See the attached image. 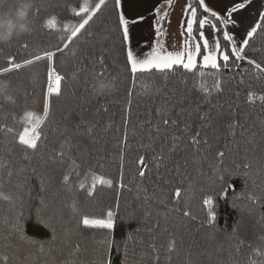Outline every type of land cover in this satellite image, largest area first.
Masks as SVG:
<instances>
[{
	"label": "trees",
	"instance_id": "16d2710c",
	"mask_svg": "<svg viewBox=\"0 0 264 264\" xmlns=\"http://www.w3.org/2000/svg\"><path fill=\"white\" fill-rule=\"evenodd\" d=\"M95 2L33 0L31 33L0 45V69L9 56L19 62L62 47L82 19L72 9ZM14 5L15 0H0V12ZM112 5L113 0H107V7L68 49L58 53L54 66L65 78L63 94L53 98L50 117L39 129L46 139L36 152L25 153L16 142V133L29 126L21 123L25 112L43 115L47 62L0 77V85L7 90L0 88V181L5 193L20 197L12 210L0 201V264H264V102L258 99L264 95V74L241 62L239 68L219 72L198 68L195 73L178 70L167 77L145 75L133 86L119 34L112 30ZM51 16L57 18V28L45 29L43 21ZM166 24L167 20L162 21ZM246 51L248 58L264 66V32L257 33ZM101 55L105 58L102 78L97 76ZM101 79L110 85L103 94H99ZM129 91L133 95L128 140L119 144ZM249 92L257 99L249 102ZM6 95L15 102L6 100ZM204 114L207 118L201 120ZM163 117L176 120V125H163ZM231 123L237 124L234 135L229 131ZM9 127L12 133L6 131ZM196 133L199 145L192 144ZM6 137H10L8 142ZM62 145L63 158L57 156ZM219 151L225 153L223 158L216 155ZM121 155L126 188L97 184L89 198L91 174L115 182ZM140 156L148 165L144 177L138 175ZM65 174L70 177L67 184L62 181ZM176 188L181 189L179 201ZM207 195L213 196L215 221L211 225L209 209L203 205ZM73 203L78 215L72 212ZM107 210L114 212L111 232L78 224L83 215L106 218ZM185 210L190 217L183 216ZM17 212L23 215L24 240L17 235L8 238L2 223ZM170 235L176 241L172 253L167 251Z\"/></svg>",
	"mask_w": 264,
	"mask_h": 264
},
{
	"label": "snow or ice",
	"instance_id": "6c2138e0",
	"mask_svg": "<svg viewBox=\"0 0 264 264\" xmlns=\"http://www.w3.org/2000/svg\"><path fill=\"white\" fill-rule=\"evenodd\" d=\"M252 2L253 0H231L230 3H224V0H186V3L181 10V21L179 25L183 42L180 46V50L167 51L162 43H157V45L153 46L151 44V39L153 36L158 38L164 34L161 21L168 20L169 13L165 10V6L167 9H171L173 7V0H163V3L153 6L149 11L151 20H149V15H145L140 11L142 0H113L111 15L115 18V24L112 30L119 34L121 52L125 61V70L129 73L133 86H135V82L139 77L145 75L155 76L156 74H161L167 77L169 73H174L178 70H183L187 73H195L198 68L212 69L219 72L222 68L230 69L232 66L239 68L241 67V62H246L249 66L254 67L259 73L264 74V66L256 60L248 58L246 51L257 33L264 32V11L258 12L257 20H253L247 24V26H243L246 12L242 10L249 9V5H251ZM14 7L15 5L13 8ZM106 7L107 0H98V2L95 3L83 4L79 10L73 8L72 12L76 16L82 17V19L78 23V26L72 27V31L67 35L66 41L63 42L62 47L57 46L53 50H47L41 54H35L31 58H26L19 62L14 56H9L7 58V65L0 69V77H3L8 73L18 71L37 62H47L46 91L42 96L43 115H38L33 111L25 112L21 123L29 126L23 127L22 131L16 133V142L25 153L29 150L36 152L40 147V143L46 139V137H42L41 131L39 130L40 126L50 117L53 98L59 99L63 94L62 82L65 78L54 66L58 53H62L68 49L69 44L77 37L81 30L85 29L93 18L97 17L98 13ZM36 11H38V9ZM145 21H148L147 27L150 32L147 38H145L142 33V29L145 27ZM238 23L241 25V29L233 34V30L236 29ZM43 27L45 29H56L57 18L51 16L50 18L45 19L43 21ZM68 27L67 24L63 25L65 31H67ZM30 33L31 31L29 34ZM88 35H91V33H88ZM237 37H239V39H237ZM143 39L148 40V47L150 50L139 52L138 46ZM8 45H10V43ZM22 47L27 49L29 45L24 43ZM98 63L101 65V71L97 73V76L102 78L104 75L103 66L105 63L103 55L98 58ZM0 88L6 93L7 90L5 86L0 85ZM216 88L217 91L221 90L219 83H217ZM107 89H110V85L105 84L101 79L99 84V94H103ZM200 90L203 93L208 94L207 88L201 86ZM172 91L174 92L175 90L173 89ZM132 95L133 92L129 91V98L123 108L122 134L118 138L119 144H126L128 140V125L132 114ZM5 99L13 103L15 102L11 95H6ZM183 99L184 98H181L179 102L183 103ZM255 99H257L255 94L249 92L248 101L252 102ZM258 99L261 102H264V95H260ZM101 107L103 111H108L106 106L102 105ZM171 107H175V105H172ZM160 111L161 110L158 109L157 113L159 114ZM165 111H170V108H166ZM206 118V114L200 116L201 120ZM161 123L165 126L170 124L171 126H175L177 122L174 119L169 121L168 118L163 117ZM228 127L230 134L234 135V129L237 127V124L231 123ZM159 130V126H157V131ZM6 131L12 133L13 129L9 127ZM88 131L90 133L92 129L89 128ZM198 137L199 133H196L191 138L193 145H199L201 143ZM204 143H207V141H204ZM66 144L70 152L72 147L71 137L67 138ZM76 146L79 147V144ZM176 147L177 145L174 142L172 144V149L175 150ZM216 155L219 158H223L225 153L219 151ZM57 156L61 158L65 156L64 145L61 146V150L57 153ZM24 158L27 159V156L25 155ZM123 160L124 157L121 155L119 165L120 173L115 182L112 178H105L102 175L91 174L93 183L91 189L87 191V196L89 198L93 197L97 184L108 188L117 187L120 190L126 188L124 183ZM137 163L140 166L138 175L144 177L146 174L145 170L148 167L145 157L140 156ZM75 164L76 161L72 159V165ZM159 166L160 164L158 163L157 167ZM244 166L248 167L249 165L245 164ZM7 175L11 178L13 171L9 169ZM219 178L223 180L224 177L221 175ZM69 179L70 177L68 174L63 175L62 177V181L65 184L69 182ZM79 187L83 189L84 184L81 183ZM174 195L179 201L181 198V189L176 188L174 190ZM224 195H226V193H224ZM18 199H20L19 196H14L12 193H5L4 184L0 181V201L7 202L9 209L12 210L15 208ZM203 205L209 209L207 221L211 225L212 222L215 221V215L212 211L213 196H205L203 199ZM71 208L73 214L78 215V209L75 203L71 205ZM183 216L190 217L191 213L185 210L183 211ZM113 218L114 212L112 210H107L106 218H89L87 215H83L82 218L78 220V224H82L85 229H106L111 232L114 228ZM22 220V213L17 212L11 218H5L2 221L4 226L8 229V238H11L12 235H17L21 240L25 239L23 236ZM164 231L168 232L169 230L168 228H164ZM53 239H55V235L53 236ZM239 243L243 244V241H240ZM175 246V237L170 235L167 243V251L172 253ZM43 248L44 245L40 244L39 249L41 252L43 251ZM75 248L76 251H78L79 245H76ZM153 249L155 250V246H153ZM157 259H159V257H157Z\"/></svg>",
	"mask_w": 264,
	"mask_h": 264
},
{
	"label": "clouds",
	"instance_id": "9594fccd",
	"mask_svg": "<svg viewBox=\"0 0 264 264\" xmlns=\"http://www.w3.org/2000/svg\"><path fill=\"white\" fill-rule=\"evenodd\" d=\"M33 0H15V7L0 12V45L20 39L31 31Z\"/></svg>",
	"mask_w": 264,
	"mask_h": 264
},
{
	"label": "rangeland",
	"instance_id": "374dc122",
	"mask_svg": "<svg viewBox=\"0 0 264 264\" xmlns=\"http://www.w3.org/2000/svg\"><path fill=\"white\" fill-rule=\"evenodd\" d=\"M150 9L152 8L145 6V7H142L140 10L145 15H149ZM181 10L182 9L178 5H175L173 10L169 14L170 22L167 20L168 24H166V26H163L162 21H161V25L164 29V34L159 36L158 38L155 36L152 37L151 44L153 46L157 45V43H162L167 51L180 50V46L183 42V37L181 36V31L179 27L180 21H181ZM249 17L250 16L248 15V18ZM149 20H151V15H149ZM147 24H148V21H145V27L142 29V33L145 38H147L150 34ZM149 50L150 48L148 47V40L147 39L141 40L138 46V51L146 52ZM9 138L10 137H6L5 140L8 142Z\"/></svg>",
	"mask_w": 264,
	"mask_h": 264
},
{
	"label": "crops",
	"instance_id": "0c3cea01",
	"mask_svg": "<svg viewBox=\"0 0 264 264\" xmlns=\"http://www.w3.org/2000/svg\"><path fill=\"white\" fill-rule=\"evenodd\" d=\"M230 2H231V0H224V3H230ZM161 3H163V0H142V3L140 5V9L142 7H145V6L153 8V6L161 4ZM185 3H186V0H180V1L173 0V7L171 9H167V7L165 6V10L168 11V13L170 14L175 5H178L182 9L184 7ZM249 9L242 10V11L246 12V16L244 18L243 26H247V24H249L253 20L258 19V12L264 11V0H253L252 4L249 5ZM248 15L250 16L249 18H248ZM168 21H169V16H168ZM167 24H168V22H167ZM240 29H241V25L238 23L236 29L233 30V34H235V32L240 31ZM237 39H239V37H237Z\"/></svg>",
	"mask_w": 264,
	"mask_h": 264
}]
</instances>
